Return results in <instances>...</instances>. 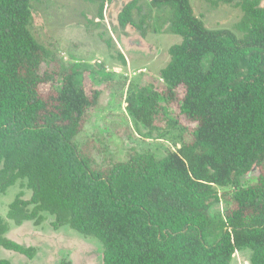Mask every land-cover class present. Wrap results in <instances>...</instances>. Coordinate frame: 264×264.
Wrapping results in <instances>:
<instances>
[{
  "label": "trees",
  "instance_id": "obj_1",
  "mask_svg": "<svg viewBox=\"0 0 264 264\" xmlns=\"http://www.w3.org/2000/svg\"><path fill=\"white\" fill-rule=\"evenodd\" d=\"M218 1L241 9V36L207 28L191 0H153L170 10L182 40L159 78L142 74L128 89L132 119L151 132H180L181 148L100 168L76 139L101 87L88 89L79 64L62 75L31 31V0H0V198L15 186L31 192L26 200L20 191L7 219L0 216V248L33 259L34 248L7 238L8 220L41 226L48 214L55 230L98 240L103 264H231L244 249L251 264H264V0ZM135 10L138 0L119 22L143 30ZM254 173L257 181L240 188ZM222 202L228 209L213 220Z\"/></svg>",
  "mask_w": 264,
  "mask_h": 264
},
{
  "label": "rangeland",
  "instance_id": "obj_2",
  "mask_svg": "<svg viewBox=\"0 0 264 264\" xmlns=\"http://www.w3.org/2000/svg\"><path fill=\"white\" fill-rule=\"evenodd\" d=\"M132 1L31 0V31L39 43L52 51L62 75L72 65L79 64L89 72L84 76L88 89L99 86L103 91L98 108L90 112L89 122L76 139L81 148L88 147L100 168L126 161L133 153L162 159L181 148L180 132H151L137 124L126 110L130 86L142 74L159 78L171 60L170 49L182 40L171 31L170 10L154 7L153 0H138L142 12L134 11L137 25L144 23L143 30L132 25L121 26L119 15ZM191 3L195 15L207 28L227 29L241 36L235 29L243 16L241 9L218 0H191ZM101 5H104L103 18L99 16ZM50 60L46 67L53 66ZM52 89V85L42 87L44 92ZM183 137L190 139L189 134ZM257 177V173L244 177L240 188L253 185ZM20 191H24V199L31 198V192L20 186L11 188L0 198L1 217L7 219L9 207ZM219 191H234V188ZM227 209V203L217 204L210 216L213 220L221 219ZM44 216L46 221L41 226L34 222L22 226L10 223V237L25 248H34L33 259L4 248L0 259L12 264H103V246L98 240L69 227L55 230L54 218ZM251 257L252 251L244 249L235 254L231 264H251Z\"/></svg>",
  "mask_w": 264,
  "mask_h": 264
},
{
  "label": "crops",
  "instance_id": "obj_3",
  "mask_svg": "<svg viewBox=\"0 0 264 264\" xmlns=\"http://www.w3.org/2000/svg\"><path fill=\"white\" fill-rule=\"evenodd\" d=\"M8 222H9V224H10V223H13V221H10V220H8ZM10 226H11V224H10ZM10 236H11V235H10V231H9V233L7 234V238H9L10 240H12V241H14V242L17 243V241L14 240V239H12ZM2 249H3V248H2ZM2 249L0 248V253H1V250H2Z\"/></svg>",
  "mask_w": 264,
  "mask_h": 264
}]
</instances>
